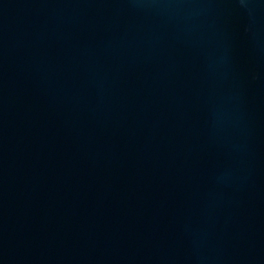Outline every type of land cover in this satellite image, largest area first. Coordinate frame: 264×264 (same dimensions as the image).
Instances as JSON below:
<instances>
[{
  "label": "water",
  "instance_id": "1",
  "mask_svg": "<svg viewBox=\"0 0 264 264\" xmlns=\"http://www.w3.org/2000/svg\"><path fill=\"white\" fill-rule=\"evenodd\" d=\"M0 264H264V0H0Z\"/></svg>",
  "mask_w": 264,
  "mask_h": 264
}]
</instances>
